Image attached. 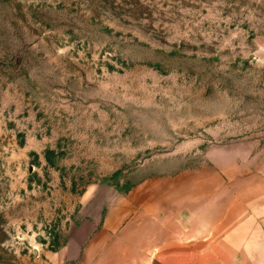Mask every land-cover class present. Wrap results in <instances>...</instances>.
<instances>
[{"label":"rangeland","instance_id":"rangeland-1","mask_svg":"<svg viewBox=\"0 0 264 264\" xmlns=\"http://www.w3.org/2000/svg\"><path fill=\"white\" fill-rule=\"evenodd\" d=\"M262 139L264 0H0V264H57L113 191Z\"/></svg>","mask_w":264,"mask_h":264},{"label":"crops","instance_id":"crops-1","mask_svg":"<svg viewBox=\"0 0 264 264\" xmlns=\"http://www.w3.org/2000/svg\"><path fill=\"white\" fill-rule=\"evenodd\" d=\"M227 143L207 165L144 177L82 219L50 262L264 264V139Z\"/></svg>","mask_w":264,"mask_h":264}]
</instances>
